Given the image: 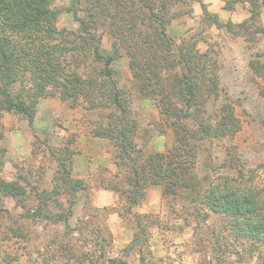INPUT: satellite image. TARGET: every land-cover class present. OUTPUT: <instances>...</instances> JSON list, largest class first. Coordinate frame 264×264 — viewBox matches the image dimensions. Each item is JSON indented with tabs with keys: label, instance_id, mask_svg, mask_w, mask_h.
<instances>
[{
	"label": "rangeland",
	"instance_id": "1",
	"mask_svg": "<svg viewBox=\"0 0 264 264\" xmlns=\"http://www.w3.org/2000/svg\"><path fill=\"white\" fill-rule=\"evenodd\" d=\"M256 1L259 7L254 15L250 0H185L171 4L170 24L165 30L174 51L182 42H189L200 53H208L216 60L217 91L210 98L203 95L202 103L198 95L193 113L199 116L204 103L203 116L214 118L219 107L229 102L241 124L233 135L203 137L193 122L164 117L155 98L139 91L126 50H119L111 64L112 78L126 110L127 145H133L144 157L154 153L171 157L179 146L180 133L185 134L187 147L192 148L190 153L185 152L187 147L178 152L183 155L182 160L186 158L193 165L189 170L192 185L187 190L178 188L174 197L161 198L160 212L148 215L152 222L147 238L144 236L147 240L142 256L138 246L128 248L133 240L139 242L140 230L129 220L137 214L144 215L140 211L143 204L129 214L125 196L114 192L118 198L115 206L102 209L109 196L97 194L111 183L127 187L122 179L127 171L125 164L118 170L114 164L113 141L94 138L92 132L116 123L122 114L108 103L104 105L103 99L98 103L103 106L90 108L84 87L80 88L82 94L71 98L61 94L52 83L45 84L41 94L34 89L31 79L25 80L24 86L19 83L11 86L12 92L29 91L26 103L34 109L35 116L31 122L18 113L1 114L0 179L16 184L22 195L0 193V208L11 217L31 215L34 211L41 219L51 213L66 216L74 196L70 197L66 184L62 185L51 152L65 156L62 162L71 170L75 156L85 151L84 160L92 166L83 180L87 192L78 200V194L75 196L67 225L40 219L17 222L10 216L4 219L7 241L3 248L12 256L11 264H264L262 209L258 212L255 208L260 217L244 211L252 210V206L237 209L233 199L216 206L211 195L215 189L216 194L233 193L236 194L233 198L249 197L256 202L255 206H264V77L250 67L251 62H259L261 72L264 71V36L256 30L254 34L253 30L264 29V0ZM51 8L58 13L51 22L57 32L78 29L76 18L82 14L76 10L74 15L71 0H53ZM248 21L251 35H245L237 27ZM97 34L100 50L112 54L113 37L109 30L99 27ZM52 43L72 46L69 40L58 37ZM73 56L78 60L76 66ZM87 56L75 51L64 55L57 80H69L75 72L84 86L93 66ZM165 75L168 76L165 83L170 86L175 74ZM171 97L176 102L175 96ZM37 111L38 120H35ZM153 187H147L144 193ZM44 192L58 195L38 202L33 194ZM197 192L200 198L196 197ZM113 212L120 213L130 223L126 231L115 229L109 216ZM236 212L238 215H234Z\"/></svg>",
	"mask_w": 264,
	"mask_h": 264
},
{
	"label": "trees",
	"instance_id": "2",
	"mask_svg": "<svg viewBox=\"0 0 264 264\" xmlns=\"http://www.w3.org/2000/svg\"><path fill=\"white\" fill-rule=\"evenodd\" d=\"M52 1L0 0V117L4 112H14L26 116L32 122L35 116L34 109L26 103L29 91L12 92L11 86L15 83L24 86V81L31 79L34 89L39 94L43 92L42 88L45 84L52 83L60 89L61 94H67L71 98L76 94H82L80 88L84 87L86 88L84 97L89 98L90 108L102 105L98 103H101L103 99L104 105L108 103V106L122 114L121 117H115L116 123L108 124L105 128L92 130V132L94 138H108L113 141L116 148L114 164L117 170L125 164L127 171L122 179L127 187L124 188L119 183H111L106 189L125 196L129 203L128 213L133 207L140 205L147 187L161 188L163 197L169 195L174 197L178 188L187 190L192 185L189 170L193 165L186 158L182 160L183 155L178 153L181 148L189 146L185 134L179 133L177 137L179 146L171 157L157 153L144 157L133 145L128 146V134L124 129L126 110L121 103L111 69L112 62L118 57L117 53L124 49L130 57L133 78L138 82L139 91L155 98L160 113L164 117L193 122L196 125V131H199L203 137L210 135L214 138H224L238 132L241 124L229 102L219 107L214 118L203 116L204 103L199 109V116L196 112L193 113L198 95L202 103L203 95L204 98H210L217 91V80L214 74L216 60H213L208 53H200L189 42H182L174 51L173 42L165 33L166 27L170 24L169 9L171 4L174 6L185 0H71L74 15H77L76 10L82 14L80 18H76L79 26L74 32L56 31L51 22L58 13L51 8ZM250 2L251 12L254 15V10L259 7V4L256 0H250ZM247 23L249 21L237 27L245 35H251L250 26ZM99 27L107 28L113 37L112 54H104L100 50V39L97 34ZM253 30L254 34L256 30L264 36L263 28ZM57 37L69 40L72 46L52 43ZM74 51L88 55L90 64H93L90 75L84 81V86L75 72L71 74L69 80H57L62 66L60 59ZM72 61L76 66L78 60L74 57ZM99 64L100 67L97 66ZM67 65L70 64L67 63ZM250 67L255 73L264 77V71L262 69L261 72L262 66L259 62H251ZM166 73L175 74L170 86L165 83L167 80L165 77L168 78ZM171 96H175L176 102H173ZM189 132L192 136L195 135L194 131ZM1 138L0 124V140ZM189 150L191 151L192 148L187 147L185 152L190 153ZM0 152H2L1 147ZM51 155L57 162L58 176L60 175L63 181L62 185L66 184L70 197L75 198L79 191L85 189L84 182L71 177L70 170H67L66 164L62 162L64 161L62 157L65 156H57L55 152H51ZM229 157L232 158L230 152ZM123 188L126 191H123ZM250 192L254 191L250 188ZM0 193L3 196L13 197L22 195L16 184L7 183L1 179ZM33 195L39 202L41 199L44 201L58 194L44 192ZM211 195L217 202L216 206H220L218 203L229 199L234 200L237 209H243L246 205L252 206V210L244 211L252 215L256 214L255 216L262 215L264 221V206L262 208L260 205L255 206L256 202H252L249 197L233 198L236 194H216L215 189L211 191ZM196 197L200 198L201 194L197 192ZM74 198L70 200L66 216L51 213L41 219V216L34 211L31 215L20 214L11 217L6 210L0 208V264H11L9 257L13 259L3 248L7 241V231L3 226L5 218L8 219L10 216L17 222L22 219L32 221L40 219L53 224L63 222L67 225L69 216L72 215V206L75 204ZM246 200L251 201V204ZM255 208L258 212L262 209L263 214H257ZM234 215H238V212ZM143 219L149 221V216L140 214L134 216V222L140 230L139 242L136 243L133 240L128 248L138 246L139 256H142V248L147 240L144 236L147 238L148 231L143 224Z\"/></svg>",
	"mask_w": 264,
	"mask_h": 264
},
{
	"label": "crops",
	"instance_id": "3",
	"mask_svg": "<svg viewBox=\"0 0 264 264\" xmlns=\"http://www.w3.org/2000/svg\"><path fill=\"white\" fill-rule=\"evenodd\" d=\"M38 120V111H37V116L35 117V120ZM85 156V151H81V153L77 154L72 162V166H71V177L75 180H81V181H85L88 177V171L89 168L92 167L87 160H84ZM98 159V157H97ZM95 164V162H93ZM93 165V164H92ZM90 166V167H89ZM85 192L86 189L79 191L77 194V200L80 198V196L82 194H86ZM97 194H104L105 196H109V201L105 202L104 204H102L103 206L102 209L104 208H109L111 206H115V201L118 199L116 194L106 188H100L97 191ZM161 198H163L161 191H159L158 188L153 187V188H149V191L147 192V194L144 195L141 203L143 204L140 211L148 216V215H153L156 214L158 212H160L161 209ZM138 205V206H140ZM135 206V207H138ZM133 207V208H135ZM109 216H111V219H113V223L116 225L115 229H118L119 231H126L125 227H128V225H130V223H128V221L123 220V218L121 217L120 213L117 212H113L111 213ZM132 218V217H131ZM132 224L134 222V218H132L131 220H129ZM151 220H144L143 219V224L146 226V229H148L150 227L151 224ZM114 226V225H113ZM157 228V227H155ZM146 247V246H145Z\"/></svg>",
	"mask_w": 264,
	"mask_h": 264
}]
</instances>
